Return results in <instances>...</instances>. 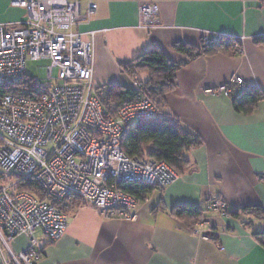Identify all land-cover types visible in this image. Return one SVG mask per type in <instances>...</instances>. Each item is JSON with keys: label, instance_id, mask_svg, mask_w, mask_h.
<instances>
[{"label": "crops", "instance_id": "crops-1", "mask_svg": "<svg viewBox=\"0 0 264 264\" xmlns=\"http://www.w3.org/2000/svg\"><path fill=\"white\" fill-rule=\"evenodd\" d=\"M83 15L89 0H79ZM95 10L74 30L94 31L95 90L117 83L134 87V80L119 66L148 50L160 47L171 61L185 63L176 71L173 88L165 94L164 114L179 121L201 143L187 155L189 167L164 190H153L137 201V218L105 216L82 204L64 202L66 230L47 242L42 234L41 257L34 264H264V215L242 207L264 210V98L249 114L235 110L230 96L209 92L238 76L245 86L264 93V0H90ZM158 4L159 23L139 27L141 3ZM23 8L0 0V21L20 22ZM206 33L243 37L240 52L229 43L189 59L173 48L185 42L200 45ZM147 78L146 72L136 75ZM219 195L227 204L225 215L205 211L209 239L192 234L189 224L175 217L177 205L206 209L207 200ZM71 200H75L71 198ZM24 235L9 242L14 252L28 246Z\"/></svg>", "mask_w": 264, "mask_h": 264}, {"label": "built area", "instance_id": "built-area-1", "mask_svg": "<svg viewBox=\"0 0 264 264\" xmlns=\"http://www.w3.org/2000/svg\"><path fill=\"white\" fill-rule=\"evenodd\" d=\"M10 5L23 8L26 17L0 21V87L8 90L0 94V177L6 181L0 184V264H34L42 246L35 232L47 242L65 233L67 217L56 202L78 198L105 216L135 220L137 200L118 185L143 182L164 190L178 174L165 161L130 156L121 147L124 128L157 108L145 96L110 108L101 103L92 83L95 32H87L86 39L74 30L96 4L89 0L85 15L79 0H10ZM138 13L141 28L159 23L157 3H141ZM242 39L206 33L202 44L229 43L240 52ZM27 60H47L44 77L56 83L18 85L28 76ZM234 87H244L238 76L208 91L231 96ZM30 182L44 192L43 199L18 189ZM206 209L225 215L227 204L215 194ZM206 224L204 217L190 231L209 239ZM20 235L28 238V246L14 252L9 241Z\"/></svg>", "mask_w": 264, "mask_h": 264}, {"label": "trees", "instance_id": "trees-1", "mask_svg": "<svg viewBox=\"0 0 264 264\" xmlns=\"http://www.w3.org/2000/svg\"><path fill=\"white\" fill-rule=\"evenodd\" d=\"M218 45H192L185 42L173 44L175 51L184 54L189 59L217 50ZM184 61H171L164 51L157 45L151 46L136 58L120 62L121 71L141 84L140 89L126 87L117 83H110L96 89L100 94V101L104 107L110 108L125 101L135 100L145 96L152 101L157 110L148 118L129 124L124 128L121 137V147L130 156L149 157L165 161L175 172L182 174L190 165L188 151L201 143L193 133L183 129L175 118L164 114L166 109L165 94L173 88L172 80L176 71L184 64ZM147 71L144 81L138 80L136 75L141 71ZM18 85L28 88L39 86L38 82L27 76ZM0 87V94L7 92ZM233 106L236 111L249 114L257 103L264 98V93L257 87H234L231 94ZM119 189L135 197L137 201L144 200L157 187L143 182H124L118 185ZM19 190H27L39 198L45 197L44 192L32 182L18 187ZM64 201L56 202L63 209ZM79 199L69 202L72 207L81 205ZM243 212H255L263 216L264 210L260 207L247 206L239 209ZM207 209L195 205H177L171 209V213L185 222L192 224L203 218Z\"/></svg>", "mask_w": 264, "mask_h": 264}, {"label": "rangeland", "instance_id": "rangeland-1", "mask_svg": "<svg viewBox=\"0 0 264 264\" xmlns=\"http://www.w3.org/2000/svg\"><path fill=\"white\" fill-rule=\"evenodd\" d=\"M201 43H203V37L201 38L200 44ZM47 65H48V61L47 60H36V61L27 60L26 63H25V73L29 77L35 79L38 82V84H40L41 86L52 85V84L56 83L55 78H46V77H44L43 68H45ZM141 72H146L147 73V71H145V70H143ZM134 83L137 84V85H139L141 87V84L140 83H138V82H134ZM98 95L100 96V94H98ZM3 182H6L5 179L3 177H0V184L3 183ZM74 199H78V198H74ZM66 201L69 202V201H72V200L71 199H67ZM64 203H66V202H63V204H62L63 211L65 209ZM68 212H69L68 209L65 210V213H68ZM40 235L41 234H40L39 231H36L35 234H34V236L36 238H39ZM2 246H3L2 247V249H3L2 252L4 254H6L7 252L5 250V247H4V245H2Z\"/></svg>", "mask_w": 264, "mask_h": 264}]
</instances>
